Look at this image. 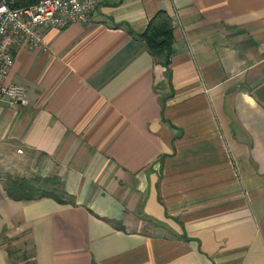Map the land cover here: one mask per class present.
<instances>
[{"label":"crops","instance_id":"obj_1","mask_svg":"<svg viewBox=\"0 0 264 264\" xmlns=\"http://www.w3.org/2000/svg\"><path fill=\"white\" fill-rule=\"evenodd\" d=\"M159 10L167 63L139 38ZM43 36L14 48L26 103L0 104V167L73 201L0 183V264L27 251L15 232L31 264H264V0H99Z\"/></svg>","mask_w":264,"mask_h":264},{"label":"built area","instance_id":"obj_2","mask_svg":"<svg viewBox=\"0 0 264 264\" xmlns=\"http://www.w3.org/2000/svg\"><path fill=\"white\" fill-rule=\"evenodd\" d=\"M98 1L33 0L28 5L12 6L9 2L13 0H0V104L26 103L25 86L6 81L14 62V48L46 50L43 38L46 29L88 22Z\"/></svg>","mask_w":264,"mask_h":264},{"label":"trees","instance_id":"obj_3","mask_svg":"<svg viewBox=\"0 0 264 264\" xmlns=\"http://www.w3.org/2000/svg\"><path fill=\"white\" fill-rule=\"evenodd\" d=\"M12 6H22L33 3V0H13ZM172 19L164 10H159L149 21L139 38L148 50L165 63L169 61L172 52ZM0 183L7 196L13 199H35L49 196L59 202L73 201V196L64 188L58 175H40L36 173H18L9 170L0 172ZM13 250H10V252ZM23 257L24 253L22 254ZM34 264V263H32Z\"/></svg>","mask_w":264,"mask_h":264},{"label":"rangeland","instance_id":"obj_4","mask_svg":"<svg viewBox=\"0 0 264 264\" xmlns=\"http://www.w3.org/2000/svg\"><path fill=\"white\" fill-rule=\"evenodd\" d=\"M12 163H15V165H12ZM2 170H9L12 172H18V173H24V172H29L27 173L28 175L30 174V169L26 168V165L22 162L19 161H9L7 162L6 165H2L0 167V172ZM16 234H11V233H7L5 235L4 240L6 239L7 243L9 244L10 248L14 249L19 247L22 249H26V253L24 254L25 257H23V253L20 251H12L10 253H12L13 255L10 257L12 262H16V264H31V249H32V245L30 241H26L24 239L23 234L20 235V232H15ZM15 264V263H14Z\"/></svg>","mask_w":264,"mask_h":264}]
</instances>
